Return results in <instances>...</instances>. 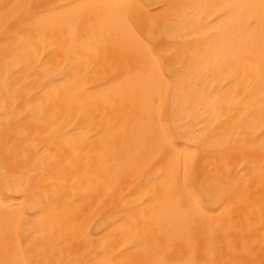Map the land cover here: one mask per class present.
I'll list each match as a JSON object with an SVG mask.
<instances>
[{
  "label": "bare ground",
  "instance_id": "bare-ground-1",
  "mask_svg": "<svg viewBox=\"0 0 264 264\" xmlns=\"http://www.w3.org/2000/svg\"><path fill=\"white\" fill-rule=\"evenodd\" d=\"M0 264H264V0H0Z\"/></svg>",
  "mask_w": 264,
  "mask_h": 264
}]
</instances>
